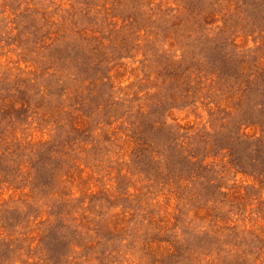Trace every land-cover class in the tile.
I'll use <instances>...</instances> for the list:
<instances>
[{
	"label": "rangeland",
	"instance_id": "obj_1",
	"mask_svg": "<svg viewBox=\"0 0 264 264\" xmlns=\"http://www.w3.org/2000/svg\"><path fill=\"white\" fill-rule=\"evenodd\" d=\"M0 264H264V0H0Z\"/></svg>",
	"mask_w": 264,
	"mask_h": 264
}]
</instances>
